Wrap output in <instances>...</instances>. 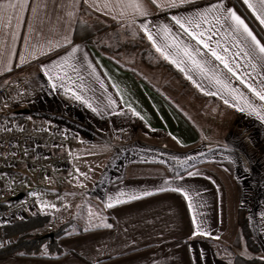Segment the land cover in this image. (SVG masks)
Listing matches in <instances>:
<instances>
[{"label": "crops", "instance_id": "0c3cea01", "mask_svg": "<svg viewBox=\"0 0 264 264\" xmlns=\"http://www.w3.org/2000/svg\"><path fill=\"white\" fill-rule=\"evenodd\" d=\"M9 2L17 6L0 8V86L17 81L24 86L0 101V118L28 109L36 123L66 127L62 120L71 122L79 138L70 150L74 164L88 155L87 140L95 136L100 149L143 152L150 158L119 162L96 194L97 212H84L85 227L54 237L52 246L43 245L36 256L0 257V264H234L240 208L250 230L257 224L261 233L253 236L259 253L248 248L238 255L264 261L261 168L252 175L251 167L232 159L211 158L222 147L207 146L213 127L209 117L224 113L218 108L205 112L194 101L181 103L168 79L144 76L85 40L73 44L79 23L93 17L128 23L179 82L224 109L226 119H243L264 134V100L252 91L264 89V54L246 33L235 31L233 21L223 19L229 10L235 12L264 46L260 0H249L251 8L244 0H26L22 6L19 0H0V5ZM198 15L203 18L187 23ZM173 17L189 31L203 32L209 47L198 44ZM185 48L199 68L184 55ZM204 154L210 157L193 162ZM133 195L140 199H130ZM117 197L124 202L117 203ZM71 224L60 227L68 230Z\"/></svg>", "mask_w": 264, "mask_h": 264}, {"label": "rangeland", "instance_id": "374dc122", "mask_svg": "<svg viewBox=\"0 0 264 264\" xmlns=\"http://www.w3.org/2000/svg\"><path fill=\"white\" fill-rule=\"evenodd\" d=\"M82 24H85L82 28L86 33L83 40L96 48L98 52L136 68L144 76L149 77L155 74L158 80L161 77L168 79L170 84L178 90L179 102L188 104L194 101L205 112L209 109L213 111L216 108L220 109V112L224 113L223 117H209L214 128L212 127V135L206 143L208 147H222L223 149L219 148L212 154L211 158L232 159L240 167H251L252 175H257L255 168L260 167L261 189H263L262 193L264 194V134L261 131L256 130L254 126L243 119L237 120L230 117V119H226L228 114L225 113L224 109L214 104L212 100L200 96L186 84L179 82L171 69L169 70L167 65L150 49L143 37L130 24L107 23L95 17L89 21H83ZM35 115L31 113L25 117V120L34 122L37 118L31 116ZM62 122L65 124L64 126L68 124L69 126L66 127L73 130L70 126L71 122L66 121V119H63ZM87 143L91 149L88 155H84L79 164H74L71 160L70 167L64 173L57 175L30 173L22 182L21 189L35 199L36 207L28 215L18 217L15 222L25 221L35 216L44 217L41 221L42 225L29 232L31 237H44L54 234L62 224L68 221H71L72 224L70 229H65V233L85 227L82 220L84 212H97L94 210L99 201L96 194L100 189L107 186L110 176H112L110 172L119 168L117 167L120 165L119 162L129 159L145 160L147 157L150 158V155L143 152L100 149L96 136L87 140ZM209 157V155L204 154L201 158L193 159V162ZM85 159L88 161L86 160L84 163ZM259 232L261 233V230L257 224L252 226L251 234L254 242L253 236H258ZM45 239L44 245L46 246L50 243V238ZM259 240L261 241L260 238ZM242 241L237 245L234 243V257L239 256L238 253H246V249H248L246 240L243 239ZM242 243L244 244L243 250H237ZM255 244L257 245L256 242ZM44 253H47L46 249ZM253 253H259V251H251V254Z\"/></svg>", "mask_w": 264, "mask_h": 264}, {"label": "built area", "instance_id": "2783aa9c", "mask_svg": "<svg viewBox=\"0 0 264 264\" xmlns=\"http://www.w3.org/2000/svg\"><path fill=\"white\" fill-rule=\"evenodd\" d=\"M23 86L21 81L0 86V101ZM78 140L77 133L68 127L29 122L16 115L0 118V247L9 243L7 226L36 207L35 199L21 189L22 182L30 173H64L71 165L70 150ZM20 193L23 198L13 201Z\"/></svg>", "mask_w": 264, "mask_h": 264}, {"label": "trees", "instance_id": "16d2710c", "mask_svg": "<svg viewBox=\"0 0 264 264\" xmlns=\"http://www.w3.org/2000/svg\"><path fill=\"white\" fill-rule=\"evenodd\" d=\"M82 12H87L85 7L82 8ZM85 24L79 23L77 29L75 30V37L73 44H76L84 39L86 33L84 32ZM12 74L9 73V75ZM24 117V115H20ZM44 217L35 216L25 221L15 222L9 226H7V237L11 239V241L0 247V257H8V256H22V257H33L37 254L41 253L43 245L45 244V237H31L29 232L37 229L42 225ZM238 225H239V234L235 241V245L239 244L242 239L246 240L247 247L253 251L258 252L259 247L255 244L250 226L249 220L244 208H240L238 212ZM66 225L60 227L56 233H54V237L61 236L65 233ZM55 241V239L50 238V246ZM234 264H264V261L261 259H246L242 256H235L233 258Z\"/></svg>", "mask_w": 264, "mask_h": 264}, {"label": "snow or ice", "instance_id": "6c2138e0", "mask_svg": "<svg viewBox=\"0 0 264 264\" xmlns=\"http://www.w3.org/2000/svg\"><path fill=\"white\" fill-rule=\"evenodd\" d=\"M153 2H155V0H153ZM244 2H245L246 4H248V6H249L250 8L253 7V5L249 3V0H244ZM24 3H26V0H19V4H20V6H22ZM260 4L262 5V10H261V15L257 16V19H259V20H260V23H261L262 25H264V0H260ZM16 6H17V4L12 3V2H9V3L6 4V5H0V8H14V7H16ZM106 6H107V5H106ZM132 6L137 7V8H140V7H141V6L138 5V4H134V5H132ZM212 7H213V9H217V6H215V5H213ZM211 10H212V9H209V11H211ZM202 18H203L202 16H199V15H198V16L195 17V18L189 19V20L187 21V23H188L189 25H191V24L195 23L198 19H202ZM173 19L176 21L177 24L180 25V27H181L182 29H184V31H185L189 36L192 37V39H195V40L197 41L198 44H203L205 48H208V47H209V45H208L203 39H201V37H203V35H204L203 32L197 33V32H195V31H189V29H188L187 27H185V23H182L180 19H178V18H176V17H173ZM223 19H224L225 21H227V20H229V19H230L231 21H233L234 24H235V31L239 32V31L242 30L244 33H246L247 36L250 37L251 40L253 41V43L255 44V48L258 49L259 52H260L261 54H264V46H262V45L260 44V42L256 39V37H255V36L252 34V32L249 30L248 26L244 23V21H243L239 16H237V15L235 14V12H232L231 10H229V15L224 16ZM217 23H219V17L217 18ZM196 27H199V24H198V23L196 24ZM145 30H146V32H147V28H146V26H145ZM165 31H167V29H165ZM148 39H149V40H152V39H153V37H152V35H151L150 33L148 34ZM73 51H75V49H73ZM157 51H161V49H160L159 47H157ZM210 51H211V54H212L217 60L221 61V63L224 64L225 68H227L229 72H233V69H232L231 67H229V64L227 63V61L225 60V58H224L223 56L217 54V52L214 51V50H211V49H210ZM161 54L163 55V52H161ZM184 55H185V56H188L189 59H192V62H193L198 68L200 67L199 62L196 61V60H194V59L192 58L191 53L188 52L186 48L184 49ZM165 59H168V57L165 56ZM172 63H177V62H176L175 60H173ZM54 67H58V66H55V65H54ZM180 70H181V71H184L183 68H181ZM233 75H235L234 72H233ZM61 78H62V77H61ZM217 83H222V82L218 80ZM252 91H254L255 94H256L261 100H264V89H261L260 91H256L255 89H252ZM74 95H75V94H74ZM76 98H77V99H80L79 96H77ZM225 103H227V101H225ZM261 118L264 119V117H261ZM166 190H169V189H161V191H166ZM170 190H171V191H174V192H175V191H182L181 189H178V188H172V189H170ZM183 194H184V196H185V199H188V195H187V193L185 192V193H183ZM123 195H124V194L122 193L121 196H123ZM144 195H152V193H150V192H146V193H144ZM130 199H140V197H139V196H136V195H133V196L130 197ZM116 202H117V203H121V202H124V201H122L119 197H117V198H116ZM107 206H108V207H113V204H112V203H109ZM189 207H190V208L192 207V204H191V203H189ZM193 224H194V225L196 224V219H195V217H193ZM108 227H111V225H108ZM197 234H199V233H197Z\"/></svg>", "mask_w": 264, "mask_h": 264}, {"label": "water", "instance_id": "95a60500", "mask_svg": "<svg viewBox=\"0 0 264 264\" xmlns=\"http://www.w3.org/2000/svg\"><path fill=\"white\" fill-rule=\"evenodd\" d=\"M30 113V111L28 109H23V110H19L16 112V115H28ZM24 196L23 193H20L18 196H16L15 198H13V201H19L20 199H22ZM45 238H51L54 239V234H49V235H45Z\"/></svg>", "mask_w": 264, "mask_h": 264}]
</instances>
